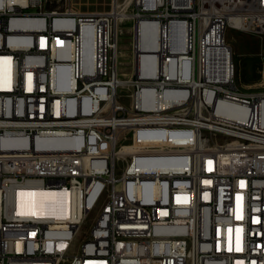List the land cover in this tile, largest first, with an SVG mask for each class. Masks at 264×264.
<instances>
[{
    "label": "built area",
    "instance_id": "built-area-1",
    "mask_svg": "<svg viewBox=\"0 0 264 264\" xmlns=\"http://www.w3.org/2000/svg\"><path fill=\"white\" fill-rule=\"evenodd\" d=\"M231 29L264 36V0H0V264H264V93L236 87ZM100 183L119 204L79 240ZM26 189L83 212L23 211Z\"/></svg>",
    "mask_w": 264,
    "mask_h": 264
},
{
    "label": "rangeland",
    "instance_id": "rangeland-1",
    "mask_svg": "<svg viewBox=\"0 0 264 264\" xmlns=\"http://www.w3.org/2000/svg\"><path fill=\"white\" fill-rule=\"evenodd\" d=\"M74 3L82 13H95L110 10L112 0H74ZM226 41L234 55L236 87L244 93H264V36L231 29L227 33ZM129 44L130 33L125 29L121 44V64L126 69L124 74L132 68ZM124 92L121 91L122 96L125 95ZM100 209L101 202L87 215L78 236L79 240L89 233Z\"/></svg>",
    "mask_w": 264,
    "mask_h": 264
},
{
    "label": "bare ground",
    "instance_id": "bare-ground-1",
    "mask_svg": "<svg viewBox=\"0 0 264 264\" xmlns=\"http://www.w3.org/2000/svg\"><path fill=\"white\" fill-rule=\"evenodd\" d=\"M20 4H25L28 0H13ZM143 18V7L132 6L130 21H140ZM147 49L155 50L153 39L150 38L145 45ZM131 57V67L133 68V56ZM119 115L123 119H133V111L130 106H121ZM108 117H115V107H108ZM119 135H126V128H119ZM134 139L126 140V147H133ZM123 169L135 171L138 166V156L136 153H124L122 155ZM98 200L101 206H114L119 204V196H114L113 187L109 183H100L98 190ZM20 209L33 214L55 215L62 219L71 218L73 211L77 215L83 212L82 196L80 193L58 192L54 190H23L20 196ZM81 227H77V234H80Z\"/></svg>",
    "mask_w": 264,
    "mask_h": 264
}]
</instances>
